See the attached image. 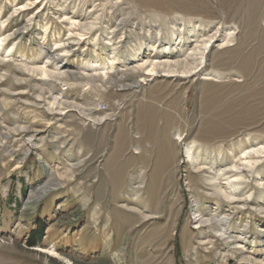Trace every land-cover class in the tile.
I'll return each mask as SVG.
<instances>
[{"label":"rangeland","instance_id":"374dc122","mask_svg":"<svg viewBox=\"0 0 264 264\" xmlns=\"http://www.w3.org/2000/svg\"><path fill=\"white\" fill-rule=\"evenodd\" d=\"M0 39V264H264V0H0Z\"/></svg>","mask_w":264,"mask_h":264},{"label":"bare ground","instance_id":"6f19581e","mask_svg":"<svg viewBox=\"0 0 264 264\" xmlns=\"http://www.w3.org/2000/svg\"><path fill=\"white\" fill-rule=\"evenodd\" d=\"M6 39H4V40H2V39H0V43H1V45L3 44V42L5 41ZM206 43V42H205ZM206 46V45H205ZM205 50V49H204ZM203 51V50H202ZM194 55V54H193ZM192 56V55H191ZM199 56H201V55H199ZM49 62V61H48ZM147 63V62H146ZM199 63V62H198ZM155 66H153V69H150L149 70V72L150 73H154L155 74V70L157 69V67H159V70H160V68L162 69H164V70H160L161 72L163 71V72H165V73H175L176 71L178 72L179 70H181L182 71V73H185V74H188V73H191L192 72V70L193 69H195L194 68V65L192 64V63H190L189 62V59H186V60H184V61H175L174 63H170V62H166V63H157V64H155V63H153ZM197 64V63H196ZM152 65V64H151ZM152 67V66H151ZM156 67V68H155ZM200 67V66H199ZM145 68V67H144ZM150 68V67H149ZM142 69V68H141ZM165 69H167L166 71H165ZM197 69V68H196ZM195 69V70H196ZM109 70V69H108ZM33 71V70H32ZM158 71V70H157ZM180 71V72H181ZM148 72V71H147ZM40 73V72H39ZM41 73H42V75H43V77H46V76H50L49 75V73H51V72H49L48 73V71H47V69H45V68H43L42 70H41ZM54 73V72H53ZM63 73V72H62ZM158 73V72H157ZM163 74V73H162ZM180 74V73H179ZM103 75V74H102ZM151 75V74H150ZM61 76H63V75H61ZM108 76V75H107ZM170 76V75H169ZM150 77V76H149ZM152 77V76H151ZM154 77V76H153ZM136 84H137V82H136ZM180 84V83H179ZM210 85V84H209ZM122 86V85H121ZM261 94V93H260ZM60 99V98H59ZM52 104V103H51ZM58 104V103H57ZM122 104V103H121ZM59 105V104H58ZM121 105H119V107H120ZM75 107H77V106H75ZM119 109V108H118ZM141 120V119H140ZM212 120V119H211ZM100 121V120H99ZM101 122H103V121H101ZM144 128V127H143ZM220 130V129H219ZM225 132V131H224ZM227 132H229V131H227ZM219 133V132H218ZM146 135V134H145ZM10 137V134L9 133H6L4 136H3V138H4V140H3V143L2 144H6V142H7V139ZM216 137V136H215ZM203 139V138H202ZM211 140V139H210ZM129 142V141H128ZM263 150H264V148H263ZM261 152V151H260ZM254 153H259V151H256L255 149H254ZM244 154H246V153H244ZM247 155V154H246ZM251 156V155H250ZM245 157V156H244ZM249 164H252L253 162H250V161H247ZM247 163V164H248ZM235 168H237V166H235ZM238 169V168H237ZM239 178V177H238ZM223 194L226 196V197H228V198H232L233 197V195L231 194V193H228V192H223ZM46 252V251H45ZM50 252L51 253H53L51 250H50Z\"/></svg>","mask_w":264,"mask_h":264},{"label":"built area","instance_id":"2783aa9c","mask_svg":"<svg viewBox=\"0 0 264 264\" xmlns=\"http://www.w3.org/2000/svg\"><path fill=\"white\" fill-rule=\"evenodd\" d=\"M120 108H119V110H120ZM97 110L99 112H101V113H104V112L108 111V107H107V105L100 103V105L98 106ZM107 120H109V119H107Z\"/></svg>","mask_w":264,"mask_h":264},{"label":"trees","instance_id":"16d2710c","mask_svg":"<svg viewBox=\"0 0 264 264\" xmlns=\"http://www.w3.org/2000/svg\"><path fill=\"white\" fill-rule=\"evenodd\" d=\"M38 243V241H31L30 244H32V246H35Z\"/></svg>","mask_w":264,"mask_h":264}]
</instances>
